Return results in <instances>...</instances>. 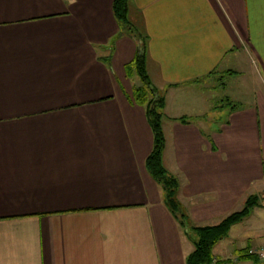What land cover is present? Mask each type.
<instances>
[{
    "label": "crops",
    "instance_id": "0c3cea01",
    "mask_svg": "<svg viewBox=\"0 0 264 264\" xmlns=\"http://www.w3.org/2000/svg\"><path fill=\"white\" fill-rule=\"evenodd\" d=\"M114 1L0 0V264H187L195 249L146 168L140 43ZM131 18L166 94L164 164L189 225L264 198V0H132ZM250 72L245 100L232 89ZM220 76L239 105L214 120ZM263 213L261 199L260 240Z\"/></svg>",
    "mask_w": 264,
    "mask_h": 264
},
{
    "label": "trees",
    "instance_id": "16d2710c",
    "mask_svg": "<svg viewBox=\"0 0 264 264\" xmlns=\"http://www.w3.org/2000/svg\"><path fill=\"white\" fill-rule=\"evenodd\" d=\"M132 0H115L113 4V13L121 27V33L133 37L140 43L139 51L133 62V67L138 73L142 85L134 91L135 103L145 107L146 116L151 126L154 143L153 150L146 160V168L153 179L162 187L165 195V204L173 216L179 221L184 233L193 240L195 249L187 257V264H231V259H218L214 254L217 244L226 238L231 229L237 224L248 218L253 210L261 205V198L258 195H251L247 198L242 210L233 212L220 223L216 225L189 227L185 213L182 210L181 203L178 200L180 183L172 174L169 173L164 164V154L166 149V137L164 132V118L166 108V94L153 84L149 74L147 55H146V37L136 26L131 18ZM228 75L237 74L229 71ZM225 87V84L223 85ZM227 102L231 110H235L238 104L233 103L230 98H225L221 102ZM220 104V103H219ZM226 105L215 106L214 109L221 110ZM186 121V118L182 119ZM192 235H195L193 238ZM238 259L242 262H253L260 264L258 255L250 253V249H243L236 253Z\"/></svg>",
    "mask_w": 264,
    "mask_h": 264
},
{
    "label": "rangeland",
    "instance_id": "374dc122",
    "mask_svg": "<svg viewBox=\"0 0 264 264\" xmlns=\"http://www.w3.org/2000/svg\"><path fill=\"white\" fill-rule=\"evenodd\" d=\"M250 73L248 74V76L246 78V81H247L246 84H244V82L234 80V82H237L236 84H238L239 86L238 87L235 86V88L232 89L237 96H239V97L244 96L245 100H249V98H250L247 96V94H251L252 95L251 98H253V96H254V92L251 91V89L252 90L254 89V85H253L254 75L252 73L251 74ZM215 78L217 79L216 85L219 88L217 89L216 92L206 94V97L209 100L211 99V101H212L211 106L213 108L211 109L210 113H213L215 115L214 120L218 119V117H220L222 114L224 115L225 112H223V111L227 110L229 108V106L227 105V102H225V101L221 102L223 99H225L224 93H223L224 90L221 89L223 87V78L221 76L215 77ZM224 82H226L225 79H224ZM160 92H162V91L160 90ZM256 92H258V87H256ZM221 104L226 105V107L221 109V110L214 109L215 106L221 105ZM237 104L239 105V103H237ZM209 115L212 116L211 114H209ZM222 121H224V123L226 121H228V116H224L222 118ZM214 129L215 130L218 129V123L214 124ZM260 198L264 201V198H262V197H260ZM244 206H245V204H244ZM262 215H264V213ZM251 216L246 218L243 222L234 226L231 229L229 235L226 238H224L222 241H220L219 244H217V246L215 247V250H214V253L217 257L222 256L223 259H226V260L231 259V262H232L231 264H254L253 262L243 263L236 256L237 250H241L240 248L248 246L251 243L250 244L251 247L248 249H250V251H253V253H255L257 255L259 254L258 258H259L260 264H264V255H262V254H264V236L262 237L263 239L260 240L259 238H261V237H259V238L256 237L257 233L252 232L249 229L251 227V225H253V227H255L257 224L260 226L261 223L259 222V220L256 217H254V216L251 217ZM249 218L252 221L248 220ZM188 225H189V223H188ZM192 226L193 225H189V227H192ZM196 227H200V226H196ZM259 233L264 234V232H262V233L259 232ZM192 237L193 238L195 237V240L197 239V237L195 235H192ZM187 241H188L189 246H191L192 248H195L193 240H191L188 236H187ZM258 242H259V244H258ZM260 242H263V243H260Z\"/></svg>",
    "mask_w": 264,
    "mask_h": 264
},
{
    "label": "built area",
    "instance_id": "2783aa9c",
    "mask_svg": "<svg viewBox=\"0 0 264 264\" xmlns=\"http://www.w3.org/2000/svg\"><path fill=\"white\" fill-rule=\"evenodd\" d=\"M250 253H251V254H254V255H257V254H255V253H253V251H250ZM258 255H259V254H258ZM262 255H264V254H262Z\"/></svg>",
    "mask_w": 264,
    "mask_h": 264
}]
</instances>
